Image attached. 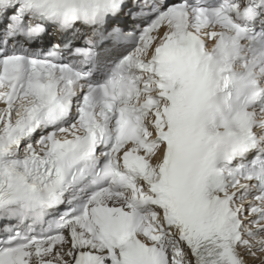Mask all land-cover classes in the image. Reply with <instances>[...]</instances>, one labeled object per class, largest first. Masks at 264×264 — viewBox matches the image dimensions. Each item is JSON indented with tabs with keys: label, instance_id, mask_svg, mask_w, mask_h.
Returning <instances> with one entry per match:
<instances>
[{
	"label": "snow or ice",
	"instance_id": "snow-or-ice-1",
	"mask_svg": "<svg viewBox=\"0 0 264 264\" xmlns=\"http://www.w3.org/2000/svg\"><path fill=\"white\" fill-rule=\"evenodd\" d=\"M0 264H264V0H0Z\"/></svg>",
	"mask_w": 264,
	"mask_h": 264
}]
</instances>
